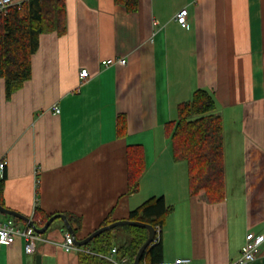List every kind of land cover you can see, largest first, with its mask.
I'll list each match as a JSON object with an SVG mask.
<instances>
[{"label": "crops", "instance_id": "obj_1", "mask_svg": "<svg viewBox=\"0 0 264 264\" xmlns=\"http://www.w3.org/2000/svg\"><path fill=\"white\" fill-rule=\"evenodd\" d=\"M64 4L65 31L39 34L31 77L9 99L0 78L5 207L29 218L36 206L70 213L80 219L69 223L80 240L105 219H128L161 195L171 207L161 224V260L236 259L247 231L264 233V0H137L133 12L113 0ZM181 8L184 23L175 19ZM109 57L126 62L104 66ZM83 67L89 76L81 82ZM197 87L212 93L222 119L225 197L216 203L189 195L187 164L173 159L164 130L177 103ZM118 113L125 116L121 134ZM130 144H140L144 154L135 191L127 184ZM232 152L242 154L245 172L238 195L226 187ZM65 231L55 218L42 234L48 241L33 254L24 252L19 236L0 243V264H35L37 253L41 264H78L77 252L54 243ZM253 262L264 264V245Z\"/></svg>", "mask_w": 264, "mask_h": 264}, {"label": "trees", "instance_id": "obj_2", "mask_svg": "<svg viewBox=\"0 0 264 264\" xmlns=\"http://www.w3.org/2000/svg\"><path fill=\"white\" fill-rule=\"evenodd\" d=\"M113 2L127 12L137 8V0ZM65 29L64 0H23L8 7L6 12H0V78L4 79L7 99L31 77V56L37 50L39 34L51 31L61 34ZM116 128L119 134L125 129V116L122 113L116 116ZM164 130L171 144L173 159L187 164L189 195L203 194L211 203L223 200V127L212 93L203 87L195 88L189 98L177 103L176 117L164 125ZM126 159L128 191H135L144 170L142 146L128 145ZM3 182L4 176L0 178V205L5 206ZM170 211L171 207L165 204L161 195L152 196L132 209L128 219L141 220L154 227L161 226ZM51 215L36 206L31 218L36 227H41ZM66 218L70 224L72 221H76L77 225L80 223V219L70 213L66 214ZM112 221L105 219L99 226ZM118 226L101 231L83 244L90 251L78 252V264H111L104 256L111 246H116L118 254L127 255L133 261L148 231L139 225H123L129 237L119 242L116 235ZM159 261L160 238L145 248L139 264H156Z\"/></svg>", "mask_w": 264, "mask_h": 264}, {"label": "built area", "instance_id": "obj_3", "mask_svg": "<svg viewBox=\"0 0 264 264\" xmlns=\"http://www.w3.org/2000/svg\"><path fill=\"white\" fill-rule=\"evenodd\" d=\"M21 1L23 0H0V12H6L8 7L14 4H19ZM186 13V8H181L175 14V19L178 22L184 23ZM125 62L126 59L124 57H109L101 60V63L104 66L124 64ZM78 74L80 81L82 82L89 76V71L83 67L79 70ZM53 111L59 112L58 106L54 105ZM6 164L7 159L4 156L0 159V178H2ZM35 204H37L36 201ZM154 230L155 234L152 243L156 242L160 238L161 226L156 225ZM16 236L22 238L23 249L27 254H33L39 242L48 241L42 236V234L35 230L33 223L26 222L23 225H19L12 219H0V243L12 242ZM263 242L264 233H255L252 230L247 231L244 241L240 247L238 257L226 264H250V262L258 258L260 255L261 245ZM54 243L67 252L84 251V247L75 242V237L69 231L64 232L63 239L61 241ZM85 250L89 251L87 248H85ZM104 256L111 264H133V261H130L127 255L117 253L116 246H111L109 251ZM190 261L191 260L188 257H175L172 260H161L156 264H190Z\"/></svg>", "mask_w": 264, "mask_h": 264}, {"label": "water", "instance_id": "obj_4", "mask_svg": "<svg viewBox=\"0 0 264 264\" xmlns=\"http://www.w3.org/2000/svg\"><path fill=\"white\" fill-rule=\"evenodd\" d=\"M0 213H4V214H7V215L16 217V218H20V219L25 220V221H27L29 223H32L29 217L23 216V215L19 214L18 212L14 211V210H11V209H9V208H7L5 206H2V205H0ZM55 218H60L64 222L67 230L71 234H73V236H74V231L71 228V225L69 224V222H68V220L66 218V215L63 214V213L52 214L45 221L43 226L35 227L36 231L39 232V233L45 232L46 229L48 228V226L50 225V223ZM118 225H139V226H143V227H145L147 229V231H148L147 237L144 240V242L140 245V247L138 248V250H137V252H136V254L134 256V259H133V264H139V260H140V257L142 255L143 251L145 250V248L148 245H150L152 243V240H153V237H154V234H155L154 226L152 224H150V223L143 222L141 220H132V219H118V220H114L112 222H109L107 224H104V225H101V226L97 227L92 232H90L87 236H85L84 238H82L80 240H75V242L78 245L86 244L90 239H92L95 235H97L101 231L107 230V229H111V228H113L115 226H118ZM34 260H35V264H41L40 254H38V253L35 254Z\"/></svg>", "mask_w": 264, "mask_h": 264}, {"label": "rangeland", "instance_id": "obj_5", "mask_svg": "<svg viewBox=\"0 0 264 264\" xmlns=\"http://www.w3.org/2000/svg\"><path fill=\"white\" fill-rule=\"evenodd\" d=\"M226 155H227V159L225 161V169L227 172V182H226L227 193H228V195H230V193L235 191V195H238L239 193L241 194V192L245 188V186L243 184L244 178H245V172L241 166V164L243 162L242 161V154H239L238 152H235V153L232 152L231 154L227 153ZM262 163L263 164H262V170H261V179L259 181V184H260L259 187L261 186V188H262V197L261 198H262V201L264 204V159H263ZM35 200L37 202V198H35ZM0 218L5 219L7 217L5 214L0 213ZM30 220L34 224L33 219L31 217H30ZM34 226H35V224H34ZM45 232L40 233V234H44ZM116 235H117V241H119V242H123L124 240H126L129 237L128 230L123 225H119L117 227ZM263 243H262V245H264ZM85 248L86 247H84V251H77V253L78 252H88L85 250ZM254 263H256V262H253V261L250 262V264H254Z\"/></svg>", "mask_w": 264, "mask_h": 264}]
</instances>
